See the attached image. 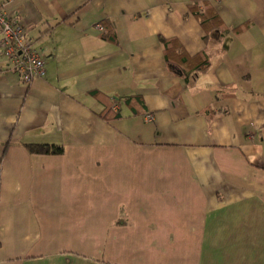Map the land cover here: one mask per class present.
<instances>
[{"label": "crops", "instance_id": "0c3cea01", "mask_svg": "<svg viewBox=\"0 0 264 264\" xmlns=\"http://www.w3.org/2000/svg\"><path fill=\"white\" fill-rule=\"evenodd\" d=\"M4 1L48 61L25 82L0 45V264H264V0ZM203 1L247 27L205 42ZM170 38L209 68L169 64ZM133 199L147 207L117 227Z\"/></svg>", "mask_w": 264, "mask_h": 264}, {"label": "trees", "instance_id": "16d2710c", "mask_svg": "<svg viewBox=\"0 0 264 264\" xmlns=\"http://www.w3.org/2000/svg\"><path fill=\"white\" fill-rule=\"evenodd\" d=\"M188 13L191 14L197 22L202 27L205 36L204 40L205 42H208V39L213 34L220 35V40L222 37L232 33V32H241L243 31L247 26L242 27L239 30H232L227 29L225 26H223L222 20L217 13V11L214 9V7L209 3L208 1L203 2H197L192 3L188 5ZM102 24V23H101ZM109 26V21H105L103 23L104 30L102 32L104 39H113L114 36L110 33L107 34V27ZM162 44L165 52V57L167 59V62L171 65H174V60L176 57L181 59L182 57H187L192 63L196 62V60L204 59V64H202L201 69H208L210 65L209 58L206 59V56H208L206 53H202L200 55L196 56H190L187 52L185 47L182 43L177 41L175 38H170L169 40L162 39ZM185 75V80H189V77L191 76L190 72L183 71ZM123 101V104H126V107L129 108L128 114H135L137 113L138 109H144L145 105L142 102V98L132 95L128 97H124L120 100H115V103ZM212 111V112H211ZM224 113H229V110H222ZM209 117H212L214 114V109H209L205 112ZM126 114L122 111H119V109L114 110V108L107 109L105 111V119L111 120V119H119L123 118ZM28 149L36 154H59L62 152V148L57 146H50V145H28Z\"/></svg>", "mask_w": 264, "mask_h": 264}, {"label": "built area", "instance_id": "2783aa9c", "mask_svg": "<svg viewBox=\"0 0 264 264\" xmlns=\"http://www.w3.org/2000/svg\"><path fill=\"white\" fill-rule=\"evenodd\" d=\"M6 2L0 0V45L5 59L9 63L10 70L25 82L43 79L46 75L47 58L43 57L40 50L33 47L25 40L26 32L21 23L11 18L6 10ZM97 29L103 32L102 24L97 25ZM55 42V39L52 38ZM118 107L114 106V110ZM145 122L152 123L155 120L154 114H146ZM256 127L252 126L250 138L253 143L255 139Z\"/></svg>", "mask_w": 264, "mask_h": 264}, {"label": "rangeland", "instance_id": "374dc122", "mask_svg": "<svg viewBox=\"0 0 264 264\" xmlns=\"http://www.w3.org/2000/svg\"><path fill=\"white\" fill-rule=\"evenodd\" d=\"M123 165L128 166L129 163H123ZM142 201L145 200L133 199L131 201H123L122 205H119L116 213L117 227H123L124 229L128 230L132 226L131 224L133 221L131 214H135L137 209L147 207L142 204Z\"/></svg>", "mask_w": 264, "mask_h": 264}]
</instances>
